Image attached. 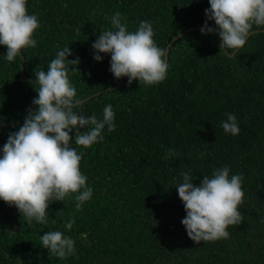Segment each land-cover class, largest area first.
Segmentation results:
<instances>
[{
  "label": "trees",
  "instance_id": "1",
  "mask_svg": "<svg viewBox=\"0 0 264 264\" xmlns=\"http://www.w3.org/2000/svg\"><path fill=\"white\" fill-rule=\"evenodd\" d=\"M27 8L41 24L37 46L8 62L0 45V157L9 133L23 126L27 109L35 110V71H47L65 46L73 53L69 60H80L79 73L69 78L85 100L82 114L102 118L110 104L116 128H105L104 141L88 149L76 146L70 133L93 189L82 210L72 194L50 202L46 225L29 226L0 200V264H264V28L254 26L260 34L232 57L220 50L218 35L201 34L209 0H27ZM117 11L129 31L140 21L152 23L157 45L168 49L164 81L129 85L110 72V54L94 60L92 44L111 29ZM226 113L236 116V136L221 127ZM168 149L175 155L166 158ZM224 166L244 176L243 221L228 227L229 238L197 244L181 223L186 212L176 187L182 172L199 186ZM47 231L72 237L76 255H49L40 241Z\"/></svg>",
  "mask_w": 264,
  "mask_h": 264
},
{
  "label": "clouds",
  "instance_id": "2",
  "mask_svg": "<svg viewBox=\"0 0 264 264\" xmlns=\"http://www.w3.org/2000/svg\"><path fill=\"white\" fill-rule=\"evenodd\" d=\"M209 3L200 31L202 35H218L219 48L225 55L233 57L250 36L259 35V31H253L254 26L264 28V0ZM105 19H109L106 14ZM209 21H214L215 27H210ZM110 24L111 29L104 30L92 44L94 60L102 62L101 54H110V72L117 80L127 77L129 85L139 81L140 85L153 86L164 81L169 70L168 49L157 45L152 23L140 21L135 31H129L127 18L117 11L110 17ZM40 27L38 16L28 12L27 0H0V45L7 48L4 58L8 62L22 57L23 49L37 46L33 37ZM72 55L70 46H65L56 52L47 71H35L31 82L37 92L32 102L35 110L27 109L23 126L9 133L2 149L0 200L15 206L29 226L33 221L45 225L49 222L50 202H64L75 194V208L80 211L93 196L88 178L80 170L83 153L71 146L70 133L75 132L76 146L88 149L104 141L105 128L109 133L116 128L110 104L104 107L102 118L82 114L85 100L77 96L69 78L78 72L80 60H69ZM226 116L222 129L238 135L236 116ZM174 155L173 150H166V158ZM181 176L183 182L176 190L185 208L186 217L181 223L189 239L198 244L229 238L228 227L243 221L238 210L245 197L243 174L230 175V168L224 166L210 177L203 176L199 186L193 183L190 172H182ZM74 224L75 218L70 217L65 228L70 231ZM40 241L49 255L61 260L76 255L74 239L61 231H47Z\"/></svg>",
  "mask_w": 264,
  "mask_h": 264
},
{
  "label": "water",
  "instance_id": "3",
  "mask_svg": "<svg viewBox=\"0 0 264 264\" xmlns=\"http://www.w3.org/2000/svg\"><path fill=\"white\" fill-rule=\"evenodd\" d=\"M179 37V36H178ZM178 37H176L175 39H177ZM175 39H173L172 41H171V43L175 40ZM111 56V55H110ZM110 63H111V61H110ZM121 82V81H120ZM120 84V83H119ZM101 93V92H100Z\"/></svg>",
  "mask_w": 264,
  "mask_h": 264
}]
</instances>
